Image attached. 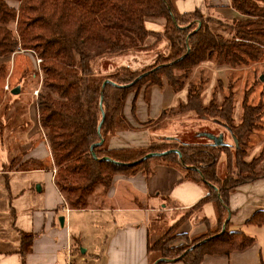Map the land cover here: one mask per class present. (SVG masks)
Wrapping results in <instances>:
<instances>
[{"label": "trees", "instance_id": "16d2710c", "mask_svg": "<svg viewBox=\"0 0 264 264\" xmlns=\"http://www.w3.org/2000/svg\"><path fill=\"white\" fill-rule=\"evenodd\" d=\"M174 1L0 0V58L25 49L34 51L42 59L45 77L37 98L39 119L56 170L54 183L71 210L88 209L96 190L102 189L107 194L117 177L138 174L150 177L157 164L177 168L186 180L205 186L210 195L189 210L201 214L205 204L212 202L218 215L216 231L191 246L173 247L171 243L178 239L192 238L178 233L188 220L183 216L163 236L148 243L149 252L160 253L162 260L157 264L178 260L184 264H202L208 255L228 256L255 242L254 237L243 231H232L230 221L226 231L220 233L229 215L231 194L243 185L264 179V167L257 170L263 154L260 159L245 161L247 138L257 126L261 109L245 104L242 122L236 126L231 99H226L220 108L213 103L206 107L198 93L190 89L188 103L178 106V111H192L199 118L219 122L237 140L238 147L234 146L237 172L228 174L224 180L218 177L217 166L225 153L231 172L234 147L230 144L176 142L167 148L151 144L147 148L109 149L107 143L115 132L125 127L123 110L128 96L144 85H162L166 78L176 90L195 67L214 57L230 66L259 60L264 55L261 49L264 47V0H232L233 9L249 18L232 25V40L214 34L210 20L196 25L199 11L180 14ZM11 3L18 4L19 8ZM149 18H164L163 31H149L146 27ZM149 37L165 38L172 51L171 58L141 71L125 66L108 72L118 58L145 51L144 42ZM175 70L181 74L177 75ZM4 72L5 66L1 65L0 76ZM144 73L148 74L139 79ZM103 113L105 120L99 133ZM101 140L103 144L97 145ZM170 150H178L181 157L172 152L133 164L149 153ZM17 163V159L12 161L11 170ZM199 222L207 223V219L203 217ZM248 223L264 226V211L257 212ZM212 231L208 229L207 233ZM23 238L26 253L34 236L23 235Z\"/></svg>", "mask_w": 264, "mask_h": 264}, {"label": "crops", "instance_id": "0c3cea01", "mask_svg": "<svg viewBox=\"0 0 264 264\" xmlns=\"http://www.w3.org/2000/svg\"><path fill=\"white\" fill-rule=\"evenodd\" d=\"M213 2L216 6L212 8L225 19H238L239 14L229 7V0L226 3ZM204 5L205 0L176 1V8L182 14L202 9ZM165 26L164 18H149L146 21L147 29L152 32H162ZM129 55L119 59L123 60ZM143 61L138 56L133 57L132 63ZM125 66L131 67L130 64ZM125 66L119 64L115 68ZM37 89L34 88L33 92ZM187 94V89L176 92L165 79L162 85L146 84L139 91L131 93L123 110L125 128L111 136L108 148H147L152 140L213 145L214 141L204 136L212 134L210 132L200 131L192 136L194 141L198 138L199 142L196 143L183 140L177 133L167 135L152 130V125L162 113L187 100ZM31 104L32 117L25 122L26 128H19L20 131L12 138L15 148L9 145L14 140L11 141L8 130L3 135L4 141L0 134V264H66L69 249L73 264H156L160 258H155L154 252L148 251V243L158 231L159 216L167 213L171 226L183 217L168 209L166 202L174 203L181 210L192 209L207 197L205 186L186 180L177 168L157 164L150 177L138 174L115 178L109 193L103 196L101 206L94 208L90 203L88 209L69 208L67 211L65 199L54 183L56 171L46 133L40 124L38 106L35 102ZM196 120L208 121L207 118ZM212 124L226 130L217 122ZM219 133L212 135H221L224 142L230 144L226 133ZM227 133L231 135L229 131ZM17 150L19 155L14 152ZM18 157L21 158L19 164L11 170L12 161ZM222 164L224 169L225 164ZM34 174H49V191L44 202L38 197L44 192V185L40 180L29 178ZM222 174L223 170L218 172L219 176ZM19 179L25 180L26 184L24 182L22 188L13 191L11 181ZM31 185H38L40 190L33 193ZM33 198L36 199L31 203ZM229 209L230 229L245 232L254 237L255 242L249 248L228 256L208 255L202 264H263L264 226H255L248 221L257 212L264 211V179L236 189L229 198ZM61 217L65 219L64 226L60 223ZM203 217L207 223L199 222ZM217 226L216 208L212 202H208L198 217L180 226L178 233L199 237ZM23 235L34 236L31 248L26 253ZM167 264L184 263L172 261Z\"/></svg>", "mask_w": 264, "mask_h": 264}, {"label": "rangeland", "instance_id": "374dc122", "mask_svg": "<svg viewBox=\"0 0 264 264\" xmlns=\"http://www.w3.org/2000/svg\"><path fill=\"white\" fill-rule=\"evenodd\" d=\"M176 1L177 0L174 1L175 6ZM212 1H220L222 3H226V0H205L204 7L202 9L195 10L199 11L200 13L196 16V25H199L201 21L208 22V20H210V29L214 32V34L221 36L224 40H232L233 34L230 31L232 25L237 21H245L249 18L235 11L232 7V0H229V7H231L232 10L239 15L238 19H225L223 15L219 14L212 8L213 6H216L214 5V2L212 3ZM11 5L19 8V5L16 3H11ZM219 24H221V26ZM164 41L167 45L164 43ZM144 47L145 51L131 53L129 57L123 58V60L119 58L115 60V62L113 63L115 65L113 67L111 66L108 72L113 71L116 66H119V64L124 66L130 64L133 69H138L141 71L144 69H149L157 63H162L167 58H171L170 55L172 51L168 41L165 38L157 39L156 37H149L144 42ZM261 49L264 51V47H261ZM33 52L34 51L32 50L20 49L13 55L7 56L5 58H0V66H5V72L0 76V134H2V139L3 135L6 134L5 130L9 131L7 132L11 135V138H9L12 141L14 140L12 138L16 136V132L20 131L19 128H26L25 122H28V120H30V118L32 117L31 114L33 111L30 112V109H32L31 103L35 102V104L37 105L38 97L35 96V91L33 92V89L38 88L36 91L43 89V79L45 75L43 70L41 69L42 64H38L37 61L38 58H41L37 53L36 56ZM138 56L141 57L144 61L139 64H133V57L138 58ZM126 61H128L129 63H126ZM156 69L157 67L154 70ZM102 72L106 73L107 71L102 70ZM174 72L177 75L181 74L180 71L175 70ZM262 77H264V55L257 61L246 60V63L239 66H230L224 63L221 64L214 57L195 67L189 74V78L187 80H182L181 85L176 89L177 91L175 90L176 92H181L187 89V100L180 102V104L184 105L188 103V95L190 89H193L195 93H198L203 106L206 107L213 103L215 104V106L220 108L224 104L226 99H231V102L233 103L232 118L236 126H239L242 122V117L244 114L243 108L245 104L260 108L261 116L257 120L256 128L252 131L251 134H249L245 147V150L248 154L245 157L246 162H251L254 159H260L263 154V158L259 161L257 170H261L264 167V81L261 80ZM7 86L8 90L6 89ZM16 88H20V92L17 95H14L12 91ZM178 106L166 110L165 114L163 116H160L159 119H157V121L152 125V130L167 135L177 133L178 135L182 136L183 140H188L196 143L199 142L198 138H196V140L194 141V137L192 136L196 135V133L200 131L210 132L212 134H220L219 132L224 131L228 136L227 142L233 145V147L235 146L231 135H228L227 133L228 131L223 130V128L215 124H212V122H214L213 120L208 119L207 122L196 120L199 117L196 116L195 112L178 111ZM32 123L33 126H35L34 120L32 121ZM4 140L5 139H3V141ZM151 144L154 146L158 145L167 148L168 146L176 145V142H155L154 140H152ZM9 145L11 148H15V140L12 141ZM14 152L19 155L18 150ZM231 154L232 157H234L231 172H229L227 155L224 153L220 157L217 166V175L218 172H221L223 170L224 174H222V176L218 175V177L222 180H224L228 174L232 175V173L237 172L235 147L231 149ZM20 160L21 158L18 157L17 165L19 164ZM222 163L225 164L226 168L224 167V169H222ZM47 175L49 174H34L32 177H29L30 179L40 180L42 185H44V192L40 196H38L40 199H42L43 202L45 200L46 194L49 191V179ZM233 175L235 176V174ZM23 183L25 185L26 181H21L19 179L11 181L10 185H12L14 191L16 190V188L20 189L19 187H21ZM30 188H32L33 193L39 190L38 185H35V187L34 185H31ZM107 194H105L102 189L96 190V192L90 197L91 206L94 208L101 206V200L103 199V196H106ZM35 199L36 198H33L31 203H33ZM166 203L168 209L173 210L176 214L187 217L188 220H192L195 216L197 217L200 215V213L196 210H181L170 201ZM65 205L67 208H69L67 204ZM176 208H178L179 210ZM168 213L170 214L173 212ZM166 215L168 214L166 213L159 216V224L157 226L158 231L152 239L153 241L159 239L169 230L171 226V219ZM215 231L216 230L214 229V231L212 232H206V235L203 234L205 236L201 235L199 237H192L188 240L178 239L176 242H172L171 244H173V247H177L179 245H182V247L191 246L193 243H197V241H200V239H202L203 237H207ZM154 255L157 259L161 257L160 253L158 252H154Z\"/></svg>", "mask_w": 264, "mask_h": 264}, {"label": "water", "instance_id": "95a60500", "mask_svg": "<svg viewBox=\"0 0 264 264\" xmlns=\"http://www.w3.org/2000/svg\"><path fill=\"white\" fill-rule=\"evenodd\" d=\"M145 75H147V73L144 74V75H142V76H140L139 79L142 78V77L145 76ZM261 80L264 81V77H262ZM105 85H106V83L104 84V86H105ZM19 92H20V88H16V89H14V90L12 91V93H13L14 95H17ZM100 105H101V107H102V105H103V96L101 97ZM104 120H105V114L103 113V119H102L101 124L99 125V133H100V130H101V127H102V124H103ZM214 122H217V121H214ZM217 123H219V122H217ZM219 124H220V123H219ZM206 136H208L210 139H212V140L214 141L213 145H216V146H222V145H225V144H226V143L224 142L223 136H221V135L217 137V136L212 135V134H206ZM233 141H234V143H235V146L238 147V142H237V140H236L235 138H233ZM101 144H103V140H101V142L98 143L97 145H101ZM93 148H94V146L92 147V150H93ZM172 152L178 153V154L180 155V157H181V154H180V152H179L178 150H170V151H165V152H154V153H149V154H147L144 158H142L141 160H139V161H137V162H135V163H133V164L140 163V162H142L143 160L150 159V158H153V157L166 156V155H168V154H171ZM93 155H94V157L97 159L96 155H95V154H93ZM106 159H107V158H106ZM107 160H110V159H107ZM110 161L114 162L113 160H110ZM38 189L40 190V187H38ZM230 217H231V212L229 211L228 218H227V220L225 221V223L223 224V229H222V232L220 233V235L223 234V233L226 231L227 224H228V222L230 221ZM64 220H65L64 217H61V219H60V223H61L62 226H64V222H65ZM199 245H201V243H199L198 246H199ZM161 260H162V259H160L159 261H161ZM159 261H158V262H159ZM158 262H157V263H158ZM157 263H156V264H157Z\"/></svg>", "mask_w": 264, "mask_h": 264}, {"label": "built area", "instance_id": "2783aa9c", "mask_svg": "<svg viewBox=\"0 0 264 264\" xmlns=\"http://www.w3.org/2000/svg\"><path fill=\"white\" fill-rule=\"evenodd\" d=\"M33 53L36 55L35 52H33ZM36 56H37V55H36ZM37 61H38V64H41L42 59H39V58H38ZM6 89L8 90V86L6 87ZM34 94H35L36 97H38L39 91H35ZM54 171H56V170H54ZM209 195H210V193L208 192V193H207V196H209ZM64 201H65V200H64ZM65 204H67L66 201H65ZM66 210L69 211V208H66ZM66 264H73L70 249H69V253H68V258H67Z\"/></svg>", "mask_w": 264, "mask_h": 264}]
</instances>
